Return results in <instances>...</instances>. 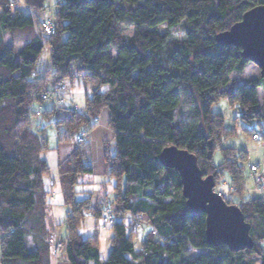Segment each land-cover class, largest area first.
<instances>
[{
  "label": "trees",
  "instance_id": "16d2710c",
  "mask_svg": "<svg viewBox=\"0 0 264 264\" xmlns=\"http://www.w3.org/2000/svg\"><path fill=\"white\" fill-rule=\"evenodd\" d=\"M24 4L26 10H21L15 0H0V264H52L56 244L62 245L61 259L64 254L68 264H264V197L239 206L246 222L258 219L263 227L256 234L251 226L252 249L232 253L225 245L212 247L206 216L192 214L179 174L159 162L169 147L192 153L204 177H213L224 201L236 206L222 189L240 198L243 177L235 149L221 145L224 163L219 168L212 163L226 134L222 115L212 109L226 99L239 105L246 123L261 121L258 90L264 79L232 82L231 76L251 63L240 49L219 45L216 36L264 6V0H58L51 37L35 30L46 21L39 17L44 0ZM123 28L131 34L125 35ZM14 34L24 42L19 50L4 41ZM50 76L63 84L65 98L66 81L83 78L97 87L86 97L84 110L70 109L67 98L66 108L57 110L43 99L52 93ZM183 93L194 106L188 127L176 121ZM35 102L52 104L45 117H54L60 145L74 146L58 166L68 236L51 246L46 222L48 199L54 195L46 191L49 167L42 158L47 141L29 129ZM104 110L114 134L113 148L105 149L106 175L115 180L117 196L91 207L90 199L79 198L78 188L84 176L94 173L87 139ZM245 155L242 151V159ZM106 213L112 223L103 227L112 228V238L109 258L103 261L97 235L84 241L78 231L88 214L104 223ZM144 228L136 248L134 240ZM29 237L40 240L34 249ZM192 250L203 253L191 258Z\"/></svg>",
  "mask_w": 264,
  "mask_h": 264
},
{
  "label": "rangeland",
  "instance_id": "374dc122",
  "mask_svg": "<svg viewBox=\"0 0 264 264\" xmlns=\"http://www.w3.org/2000/svg\"><path fill=\"white\" fill-rule=\"evenodd\" d=\"M16 6L18 9L26 10L24 6V0H15ZM57 4L58 0H44V10L39 14L41 19L46 21L55 22L56 13H57ZM14 7V8H15ZM123 33L125 35H130L131 30L129 28H123ZM20 34L14 35H5L4 41L7 45H11L14 49L19 50L23 47V40L22 37L19 36ZM47 43V42H46ZM44 54L39 60L37 66V73L41 75L42 71V63L44 61ZM51 69V67L49 66ZM49 82L53 84L55 80L53 78L48 77ZM260 78V71L252 64H250L243 73L241 74H233L231 76L232 82L238 81L240 83L250 81V80H257ZM53 80V81H51ZM47 83V84H48ZM66 98L68 100L69 108H74L77 106L80 110L85 109L86 104V97L91 96V83L90 81H86L83 78L80 80H75L73 82L66 81ZM32 93V92H31ZM43 93V92H42ZM40 93V95L42 94ZM258 100L261 106L264 108V88L258 90ZM74 104V105H73ZM52 104L50 103H33L31 105V116H30V131L36 135L38 138H44L47 141V150L43 152L42 158L48 162L49 173L46 176V185L49 192H57L58 195L51 197L53 202H51V214L46 222L47 230H50V234L47 235L48 244L51 246L53 243H57L59 241H65L68 233L65 228V218L67 216V208L63 206L62 197L60 194V189L58 190V151L60 146L59 141V130L57 129L58 126L56 125L54 117L46 118L45 114L52 112ZM193 104L190 97L185 96L183 93L182 96V104L180 106L179 111L177 112V124L188 127L193 124ZM214 114H220L223 117L222 122V130L226 133L222 136L219 141L215 139V143L219 144L216 145L213 151V160L212 163L216 168L221 167L224 163V156L221 151V145L225 148H232L236 150L234 153L236 162L238 163L242 177H243V186L242 192H238L240 198L236 195L231 196L229 191L226 188H223L222 191L224 193L225 199L231 201L233 204H236V207L240 208L239 206L242 205L244 202H250L253 199L261 197L260 194L254 191V176L250 172V167L254 166L259 168V176L264 177V146H262L261 142H255L252 140L253 135H257L261 140L264 139V118L261 121H253L251 123H246L241 119L239 113V105L234 104L232 105L228 100L221 99L216 105L213 106L212 109ZM264 112V111H263ZM58 122H62L63 118L58 117ZM25 129H28V125H26ZM63 130L60 128V133ZM113 145V144H112ZM113 148V146H112ZM242 151L246 154L245 158L242 159ZM224 178L230 182L231 179L228 174L224 173ZM108 180L111 182L108 183ZM224 180V179H223ZM100 182H105L106 189L110 192H113V187L115 184L114 179H110L109 177L104 180H99ZM222 182V181H221ZM49 184H55L54 189L53 186ZM101 185H94L97 191H100ZM240 201V202H239ZM238 204V205H237ZM232 205V204H230ZM247 222L254 228L256 234H260L261 229L263 228L258 219H248ZM143 226L145 223L142 224ZM104 223L102 220H95L92 216L88 214L82 223L78 235L81 237L82 240L87 241L92 236L97 235L98 240V250L100 253V257L103 261H106L109 258L110 250H111V238H112V228H104ZM142 226V227H143ZM147 228H144L143 231L137 234L136 239L134 242L136 243V248L138 244L141 243L142 232L146 231ZM50 236V238H49ZM144 236V235H143ZM49 238V239H48ZM37 240V243L40 242L39 239L29 237L28 245H30V249H34V243ZM39 241V242H38ZM203 252L202 251H194L190 252L191 258L199 257ZM52 264H68L65 260V255L63 254L62 259L56 260L52 257L50 258ZM258 261H254L256 264Z\"/></svg>",
  "mask_w": 264,
  "mask_h": 264
},
{
  "label": "water",
  "instance_id": "95a60500",
  "mask_svg": "<svg viewBox=\"0 0 264 264\" xmlns=\"http://www.w3.org/2000/svg\"><path fill=\"white\" fill-rule=\"evenodd\" d=\"M216 41L221 46L240 49L241 56L254 65L264 79V6L245 13L239 23L218 34ZM159 162L164 169L174 170L179 174L182 195L192 214L203 213L206 216L205 233L210 246L225 245L232 253L254 247L251 225L246 222L238 207L228 205L214 191V178L204 177L195 155L169 147L162 151Z\"/></svg>",
  "mask_w": 264,
  "mask_h": 264
},
{
  "label": "crops",
  "instance_id": "0c3cea01",
  "mask_svg": "<svg viewBox=\"0 0 264 264\" xmlns=\"http://www.w3.org/2000/svg\"><path fill=\"white\" fill-rule=\"evenodd\" d=\"M91 86L92 88L90 92H92L97 87L94 82L91 83ZM97 123L98 125L96 126V128H94V130H92V132L90 133L87 139V142L89 143L91 150H92V167H93L94 173L91 176H84L81 179L82 185L78 188V191L80 192L79 198L81 200L90 199L91 207H96L97 205L102 204V202L107 201V200L114 202L117 196V193L115 191L116 182L113 187V192L110 194V192L106 189V186H103L105 185V182L103 183L99 181L102 179L106 180L108 178L106 175L107 174V164H106V158H105V149L107 146H113L112 144H114V141H113L114 134L109 126V113L107 110H104L102 112ZM73 151H74V146L72 144H61L59 146V151H58V166L63 161L67 160L72 155ZM46 163L48 164L47 161ZM58 166H57V169H58ZM58 179H59V176H58ZM44 183H45L46 191H48L47 185H46V179ZM108 183L110 184L111 182L108 180ZM50 185L51 184H49V187ZM94 185H101L100 191H97L98 189H95ZM54 187H55V184H53L52 188L54 189ZM59 189H60V185L58 182V190ZM59 192L62 197L61 189ZM51 193L54 196L58 195V191L57 192L52 191ZM62 201H63V197H62ZM51 202H53V199L49 198L48 199L49 216L52 212ZM142 237L143 236H140V238Z\"/></svg>",
  "mask_w": 264,
  "mask_h": 264
},
{
  "label": "built area",
  "instance_id": "2783aa9c",
  "mask_svg": "<svg viewBox=\"0 0 264 264\" xmlns=\"http://www.w3.org/2000/svg\"><path fill=\"white\" fill-rule=\"evenodd\" d=\"M36 33L39 35H44L46 37H51L55 34L56 27L51 21H42L39 23V25L36 26ZM52 93L49 95L43 96V99L45 101L52 102L57 110H64L67 105V100L63 95L64 91V86L60 82H55L52 84L51 87ZM78 142H82V138L78 137L77 138ZM253 141L255 142H261L262 146H264V140H260L257 135H254L252 138ZM250 172L256 177L255 178V186H254V191L260 194L262 197H264V179L262 176L258 175V168L251 166L250 167ZM217 194L221 196V192L218 188L215 187L214 190ZM107 217L104 220V224H109L112 223V219L108 216L106 213ZM140 224H136V228H140ZM62 256V245L61 244H56L53 246V257L56 260H60Z\"/></svg>",
  "mask_w": 264,
  "mask_h": 264
}]
</instances>
